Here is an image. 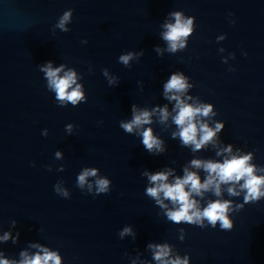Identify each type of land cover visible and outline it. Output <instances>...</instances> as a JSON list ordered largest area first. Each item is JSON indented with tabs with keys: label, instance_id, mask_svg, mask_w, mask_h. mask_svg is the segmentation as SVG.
<instances>
[{
	"label": "water",
	"instance_id": "1",
	"mask_svg": "<svg viewBox=\"0 0 264 264\" xmlns=\"http://www.w3.org/2000/svg\"><path fill=\"white\" fill-rule=\"evenodd\" d=\"M66 12L67 31L57 26ZM176 13L192 23L172 51L164 34ZM49 62L76 74V105L57 100L41 70ZM174 74L189 86L186 103L212 107L198 124L223 126L199 150L173 121L164 85ZM134 109L151 123L129 133L121 123ZM148 128L161 150L145 149ZM246 155L264 177V0H0V260L20 264L21 253L47 249L61 264H160L149 245H167L188 264H264V195L245 200L244 180L221 184L219 196L192 195L201 211L230 201V229L173 222L178 205L147 194L149 175L170 172L174 183L187 169L203 183L208 173L192 160ZM85 169L97 175L81 187ZM98 178L107 192L96 191Z\"/></svg>",
	"mask_w": 264,
	"mask_h": 264
},
{
	"label": "clouds",
	"instance_id": "2",
	"mask_svg": "<svg viewBox=\"0 0 264 264\" xmlns=\"http://www.w3.org/2000/svg\"><path fill=\"white\" fill-rule=\"evenodd\" d=\"M70 12H66L57 25L64 29V25L70 19ZM175 24H167L165 27L168 31L164 34V39L170 42V50L175 51L177 47H183V37L190 33L191 20H182L179 13L175 14ZM67 31V29H64ZM132 58V54L122 55L120 61L125 65L128 64ZM63 66L60 68H53L51 62L44 66L41 70L46 73L48 78L49 87L56 92L57 100L63 102L68 101L76 105L83 99V92L80 85L76 84V74L72 71L66 72L63 76L59 73L62 71ZM73 85H76L73 87ZM188 84L182 75L174 74L164 85L165 93H172L168 96L169 100L176 101L175 109L176 115L173 117L174 123L180 128L179 136L185 145H194V150H199L203 145L212 140L216 131H219L223 126L216 125V129L209 128L206 123L197 122L198 116H208L212 111L211 105L193 106L188 104L181 98L180 93H183L188 88ZM71 89V90H70ZM151 113L148 111L136 112L134 109V118L128 123H121V127L129 133H132L135 128H140L144 124L151 123ZM160 116L162 121H166L169 116L167 108L160 109ZM143 140L142 143L146 150L151 152L154 148L160 149V141L153 135L151 128L144 129L141 133ZM176 135V134H174ZM199 136V138H198ZM225 152H231V146L224 149ZM59 155V154H57ZM219 155V153H218ZM251 155L225 159L223 163L212 161L192 160V166L199 169L203 168L207 173V179L201 183L200 177L196 172H191L185 169L183 178L176 177L174 183H168L170 172H158L154 175H149V180L155 184V187H149L147 194L157 199V202L163 204L160 200L161 193L165 199L171 200L173 204L178 205L175 210H170L167 215L168 218L176 223L181 221L190 224L202 225L206 219L213 227L217 221L223 229H230L231 222L227 219L226 213L229 210L230 201H214L210 202L202 211L198 207V202L192 199V195H202L203 191L213 190L217 196L221 192V184L229 182H239L244 180L240 186L242 189H247L245 200L257 199L264 192H261V186L264 185V177L254 174V167L248 164ZM95 169H85L79 176V185L82 187L89 176H96ZM96 191L98 193H105L108 191L109 181L105 178H98L95 181ZM186 186H190L186 190ZM91 189V185H89ZM59 191V189H57ZM232 195H238L234 187L228 189ZM67 196L68 193L64 192ZM125 229L124 232H129ZM122 233L121 235H123ZM8 238V234L5 235ZM154 249V259L159 261L160 264H188L187 258L181 260L179 257L175 259L170 258V248L167 245H149ZM43 255L37 253L34 257H28L27 253H21L24 259L20 264H61L60 256L55 252H49L43 249ZM0 264H10L8 260H0Z\"/></svg>",
	"mask_w": 264,
	"mask_h": 264
}]
</instances>
